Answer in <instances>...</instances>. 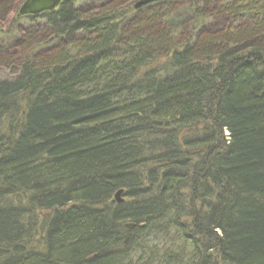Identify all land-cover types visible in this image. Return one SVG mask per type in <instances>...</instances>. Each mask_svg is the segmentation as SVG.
I'll list each match as a JSON object with an SVG mask.
<instances>
[{
	"label": "trees",
	"instance_id": "obj_1",
	"mask_svg": "<svg viewBox=\"0 0 264 264\" xmlns=\"http://www.w3.org/2000/svg\"><path fill=\"white\" fill-rule=\"evenodd\" d=\"M135 1L9 23L0 264H264V0Z\"/></svg>",
	"mask_w": 264,
	"mask_h": 264
},
{
	"label": "rangeland",
	"instance_id": "obj_2",
	"mask_svg": "<svg viewBox=\"0 0 264 264\" xmlns=\"http://www.w3.org/2000/svg\"><path fill=\"white\" fill-rule=\"evenodd\" d=\"M26 0H24L16 9V11L11 14L10 20L7 24H4V26L0 25V28H5L2 29V32L5 31L3 34L2 32L0 33V53L1 54H9V55H14V54H18L20 52V50H18V43L20 42V38L25 36V34L23 32H21V36L20 34H17L15 37H8L7 35H5L6 30L8 29V25L9 23L11 24V20L18 16V12L22 6V4L25 2ZM109 0H84L86 6H101L103 4H105L106 2H108ZM137 1L133 2L132 4H135ZM140 2V1H139ZM137 2V3H139ZM169 11H170V18L171 21L169 22V28L170 30L181 34L182 32H186L187 30H190V28L194 25L195 23V16L193 14V12L190 10V8L188 7L187 3L185 2H173L171 3V5L168 6ZM20 24L22 25V29L24 27H26L29 22L27 20H21ZM24 26V27H23ZM220 27H214V26H208L205 25V29L206 30H210L211 32H216L217 30H219ZM25 29V28H24ZM23 29V31H24ZM45 33H41L40 35L42 37H44ZM19 36V37H18ZM19 38V40H18ZM9 77V74L7 71H5V69H1L0 68V79H6Z\"/></svg>",
	"mask_w": 264,
	"mask_h": 264
},
{
	"label": "water",
	"instance_id": "obj_3",
	"mask_svg": "<svg viewBox=\"0 0 264 264\" xmlns=\"http://www.w3.org/2000/svg\"><path fill=\"white\" fill-rule=\"evenodd\" d=\"M63 0H26L19 12L18 18L27 17V16H39L43 13L52 12L57 9ZM167 0H141L139 3L136 4L135 9H139L141 7L147 6L149 4L164 2ZM2 29L0 28V33ZM114 201L117 204H123V191H119L114 196ZM129 229H133V225L127 226Z\"/></svg>",
	"mask_w": 264,
	"mask_h": 264
}]
</instances>
